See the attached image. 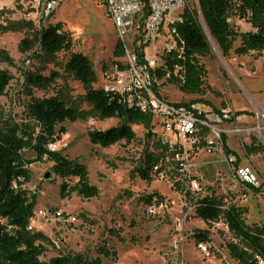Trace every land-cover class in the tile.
<instances>
[{
    "label": "rangeland",
    "instance_id": "1",
    "mask_svg": "<svg viewBox=\"0 0 264 264\" xmlns=\"http://www.w3.org/2000/svg\"><path fill=\"white\" fill-rule=\"evenodd\" d=\"M57 23H62L63 30L69 33L72 52H82L92 62L97 75L96 88L103 83V67L127 55L117 48L118 36L102 2L61 0L50 19L38 22L27 2L0 1V50L7 51L12 58L11 63L0 62V70L10 72L13 77L5 94L0 96V130L26 124L31 131H38L30 115V103L33 98L55 96L64 83L69 85L80 108L90 113L87 120L57 126V131L63 126L65 133L56 142L55 150L88 167L91 183L99 188L98 197L85 199L73 193L62 198L63 180L53 171L52 162H33L29 166L32 176L24 187L37 199L31 224L47 237L44 241L47 250L41 259L80 255L92 262L99 259V264H239L227 247L238 239L223 218L206 223L197 216L195 206L198 199L214 194L225 207H240L248 225L264 226V152L256 147L260 144L264 148V53L236 54L234 49L241 44L238 37L231 52L224 54L207 32L211 51L200 57L207 72L203 92L188 94L168 78L162 79L160 90L166 99L199 100L195 104L227 115L221 123H215L226 136L227 148L215 142L210 144L209 139H214L210 134L208 140L203 137L193 147L186 143L181 146L183 170L179 172L180 163L168 155L164 170L148 181L136 173L135 167L145 147L155 151L154 141L163 136L161 128L153 121L152 129L158 132L155 138H149L143 124H132L136 139L131 143L120 141L103 147L91 142V130L117 126L121 120L101 118L84 100L82 83L65 69L71 52L47 55L42 49L36 30ZM230 23L239 31L252 29L250 23L236 15L230 18ZM24 38L32 40L31 49H21ZM134 39L129 35L130 51ZM32 72L45 76L57 72L59 76L51 86L39 88L26 81L27 74ZM243 111L248 113L236 115ZM166 138L174 140L173 136ZM24 155L35 158L31 150H25ZM233 159L235 164L252 166L261 185L251 188L233 180L230 174ZM48 172L49 179L45 178ZM76 180L73 178L71 183ZM177 180H183V185L196 180L200 189L181 193L174 186ZM149 195H154L152 203L145 201ZM0 222L5 221L0 218ZM197 230L210 232L209 256L194 237Z\"/></svg>",
    "mask_w": 264,
    "mask_h": 264
},
{
    "label": "trees",
    "instance_id": "2",
    "mask_svg": "<svg viewBox=\"0 0 264 264\" xmlns=\"http://www.w3.org/2000/svg\"><path fill=\"white\" fill-rule=\"evenodd\" d=\"M199 4L208 31L224 54L231 52L238 37L241 44L234 49L236 54L246 55L251 51L264 53V0H199ZM234 15L245 19L252 29H235L230 23V18ZM36 32L38 42L47 55H55L61 51L71 52L65 69L82 83L85 89L84 100L95 114L101 118L117 117L121 120L117 126L91 130L89 138L93 144L110 147L120 141L133 142L136 133L132 124H143L148 129L147 136H155L152 130L153 117L150 113L129 106L119 95L94 86L97 75L92 62L82 52H72V39L69 33L63 30L62 23L43 26ZM179 33L184 52L166 56L167 70L171 72L168 81L185 93H202L207 72L205 66L200 63V57L210 53L211 45L197 9H187ZM20 47L22 50L31 49L32 40L22 39ZM117 48L123 52L120 40L117 42ZM11 61L8 52L1 49L0 62ZM177 65L181 70L175 74L173 71ZM159 75L163 77L164 72L159 71ZM58 76L57 72H52L50 76L32 72L27 74L26 81L35 87L47 88ZM12 78L10 72L0 70V96L5 94ZM197 102L199 100L179 104L189 105ZM29 111L39 128L38 131H31L26 124L19 127L10 125L0 130V218L5 221L0 222V264H99V259L92 262L80 255L57 256L49 261L41 259L47 250L44 244L47 237L32 227L31 219L35 215L37 199L34 193L30 194L24 187L32 176L30 164L50 161L53 163L55 174L63 180L60 186L62 198L70 197L73 193L85 199L98 197L99 188L91 183L88 167L78 159L69 158L61 151L50 148L65 133L63 126L59 131L56 130L58 125L67 121L87 120L90 113L80 108L67 83L58 89L55 96L33 98ZM246 113L248 112H237L236 115ZM223 144L227 148L225 135ZM154 145L155 151L149 146L145 147L135 167L136 173L148 181L153 179L155 173L164 170L165 158L168 155L173 158L175 153L161 138L154 141ZM256 147L258 151L264 152L262 145L257 144ZM25 150L33 151L35 158H27L24 155ZM156 166L158 168L155 171ZM73 178L77 179L74 184L71 183ZM174 186L177 191L185 192V185L181 180H177ZM153 199L154 195H149L145 201L152 203ZM195 209L197 216L209 224L219 222V219L223 218V222L238 239V242H229L227 247L239 264H264V226L248 225L240 207H225L222 199L214 194L198 199ZM194 237L197 243L211 241L208 230H197Z\"/></svg>",
    "mask_w": 264,
    "mask_h": 264
},
{
    "label": "built area",
    "instance_id": "3",
    "mask_svg": "<svg viewBox=\"0 0 264 264\" xmlns=\"http://www.w3.org/2000/svg\"><path fill=\"white\" fill-rule=\"evenodd\" d=\"M20 1L27 2L37 21L41 22L51 18L61 0ZM97 1L105 4L118 40L122 42V48L127 54L124 59L115 60L103 67V83L100 87L106 92L119 95L127 105L150 113L153 121L161 128L163 136L160 138L175 151L173 159L179 163L182 162V145L188 143L193 147L209 134V137L214 136L213 140L207 136L210 144L215 142L224 146L222 131L215 123H221L226 114L218 109L206 110L195 103L185 105L173 102L166 99L160 90L162 79L167 80L171 76V72L167 70L166 56L184 52V47L180 44L179 27L187 9H197L204 26L199 0ZM129 35L135 37L131 51L127 45ZM180 70L181 67L177 65L173 73L177 74ZM159 71L164 72L163 77H160ZM152 130L155 134L158 132L157 129ZM167 136H173L174 140H169ZM50 148L55 149V144ZM157 168L156 166L155 170ZM183 168L184 164L180 163L179 172ZM230 174L233 180L244 186L257 188L261 185L255 169L249 165L235 164V159L232 160ZM189 189L199 190L200 184L192 180L185 185V193ZM149 210L153 212L154 209L150 207ZM209 242L200 244L208 256Z\"/></svg>",
    "mask_w": 264,
    "mask_h": 264
},
{
    "label": "water",
    "instance_id": "4",
    "mask_svg": "<svg viewBox=\"0 0 264 264\" xmlns=\"http://www.w3.org/2000/svg\"><path fill=\"white\" fill-rule=\"evenodd\" d=\"M204 28H205V30L207 31V32H209L208 31V28H207V26H206V24H205V22H204ZM210 34V33H209ZM51 177V173H46V175H45V178H47V179H49Z\"/></svg>",
    "mask_w": 264,
    "mask_h": 264
}]
</instances>
